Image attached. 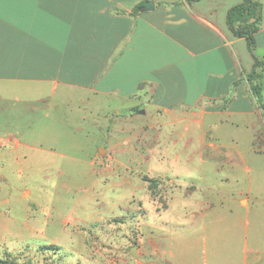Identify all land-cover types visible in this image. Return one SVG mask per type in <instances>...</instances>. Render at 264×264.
I'll use <instances>...</instances> for the list:
<instances>
[{"label":"rangeland","instance_id":"obj_1","mask_svg":"<svg viewBox=\"0 0 264 264\" xmlns=\"http://www.w3.org/2000/svg\"><path fill=\"white\" fill-rule=\"evenodd\" d=\"M260 81L264 104V68ZM40 86L0 88V259L234 257L236 219L264 211V109L254 95L242 100L246 114L157 115L132 107L136 99L73 87L49 96Z\"/></svg>","mask_w":264,"mask_h":264},{"label":"crops","instance_id":"obj_2","mask_svg":"<svg viewBox=\"0 0 264 264\" xmlns=\"http://www.w3.org/2000/svg\"><path fill=\"white\" fill-rule=\"evenodd\" d=\"M257 1L254 55L264 62V0ZM240 2L0 0V88L42 84L51 96L73 87L82 96L136 99L132 107L147 113L150 105L157 115L246 114L253 56L226 23ZM257 214L236 219L234 257L224 250L212 264H264V211Z\"/></svg>","mask_w":264,"mask_h":264},{"label":"trees","instance_id":"obj_3","mask_svg":"<svg viewBox=\"0 0 264 264\" xmlns=\"http://www.w3.org/2000/svg\"><path fill=\"white\" fill-rule=\"evenodd\" d=\"M190 3L196 0H185ZM144 2L139 3V6ZM262 18L261 4L257 0H241L240 3L232 6L226 14V23L229 30L234 36L243 37L247 43L248 50L253 56V64L250 71L246 75L249 82L250 90L259 102V106L264 109L261 103V77L264 68V62L254 55L255 39L254 33L258 29V25ZM46 248H57L54 245ZM0 264H18L13 260L0 259Z\"/></svg>","mask_w":264,"mask_h":264},{"label":"water","instance_id":"obj_4","mask_svg":"<svg viewBox=\"0 0 264 264\" xmlns=\"http://www.w3.org/2000/svg\"><path fill=\"white\" fill-rule=\"evenodd\" d=\"M152 7H153V2H152V1H148V2L145 3V8H146V9H150V8H152ZM129 252H130L134 257L137 256V252H136V247H135V246L131 247V248L129 249Z\"/></svg>","mask_w":264,"mask_h":264}]
</instances>
